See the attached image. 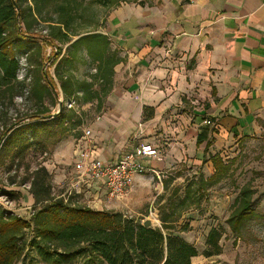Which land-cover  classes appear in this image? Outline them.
I'll use <instances>...</instances> for the list:
<instances>
[{
	"label": "trees",
	"instance_id": "1",
	"mask_svg": "<svg viewBox=\"0 0 264 264\" xmlns=\"http://www.w3.org/2000/svg\"><path fill=\"white\" fill-rule=\"evenodd\" d=\"M132 1L0 0V117L5 103H13L27 79L29 94L37 103L31 114L1 126L0 140L4 138V141L0 146V197L21 200L23 194L19 189L28 184L27 193L33 205L30 218L25 219L0 204V264H18L32 251L46 264H69L81 256L84 264H191L199 255L193 244L177 235L186 231L188 224L178 226L177 222L206 189L228 176L230 165L220 154L208 158L213 173L208 178L199 175L196 191L188 184L183 198L175 200L173 196L166 200L163 209L158 210L160 227L149 228L143 227V219L92 209L73 203L69 196L54 195L51 173L43 163L34 167L23 164L31 148L46 152L49 140L57 143L84 125L73 119V110H65L63 102L59 113L49 119L51 112L44 107V99H58L60 93L69 104L77 100L81 105H94L96 112L102 109L112 90L114 68L122 59L112 50L109 36L103 31L104 24L94 18L85 21L84 12L95 6L113 8L120 2ZM40 23L48 28L44 37L36 33ZM43 43L54 49L49 65L43 63ZM22 52L26 55L27 68L24 79L19 81L18 55ZM77 63H83L93 72H87L84 78L75 77L72 71ZM46 64L53 67V76ZM147 111L144 108V118L149 117ZM196 143L199 145L201 140ZM210 145L206 142L204 151ZM21 167L24 176L17 179ZM12 172L14 176H10ZM4 187L19 189L5 191ZM254 194L253 186L247 183L234 198L225 220L232 234H239L244 224L256 216ZM27 232L31 233L29 240H26ZM221 236L216 228L208 233L206 244L214 249L212 255L220 253Z\"/></svg>",
	"mask_w": 264,
	"mask_h": 264
},
{
	"label": "crops",
	"instance_id": "2",
	"mask_svg": "<svg viewBox=\"0 0 264 264\" xmlns=\"http://www.w3.org/2000/svg\"><path fill=\"white\" fill-rule=\"evenodd\" d=\"M103 31L122 61L114 68L112 90L102 109L84 125L90 136L54 148L52 167L72 168L55 174L73 175L82 148L91 157L115 163L144 142L162 158L142 159L154 171L145 174L159 177L185 162V153L193 154L186 162L200 166L206 142L215 154L264 131V0L124 4L110 12ZM144 108L149 117L144 118ZM77 183L85 186L94 204L87 206L103 210L104 187L87 176ZM25 204L33 205L29 194Z\"/></svg>",
	"mask_w": 264,
	"mask_h": 264
},
{
	"label": "rangeland",
	"instance_id": "3",
	"mask_svg": "<svg viewBox=\"0 0 264 264\" xmlns=\"http://www.w3.org/2000/svg\"><path fill=\"white\" fill-rule=\"evenodd\" d=\"M166 1L173 0H133L130 3L120 2L117 6L135 4L143 7H162ZM158 3H162V5L155 6ZM117 6L115 5L113 8H102L100 6H95L93 9H91L92 7L88 8L84 12V20L94 18V20H98L99 23L101 22V24L105 25L107 16ZM91 10H94V12ZM36 33L42 37L46 36L48 33L47 25L44 23L38 24ZM41 45L43 63L48 64L54 49L44 43ZM25 56L24 52L18 55L20 69L17 76L19 81L24 79L26 73ZM48 65L46 66L47 71L53 76V67H48ZM72 72L75 77L80 79L84 78L87 72H93V70L83 63H77ZM29 84L30 80L27 79L24 82V87L18 90L20 95L15 97L13 103L6 102L3 106V114L0 117V132L2 130L1 126L4 127L5 123H12L14 120L23 118L37 109V103L29 94ZM59 101L63 102L65 110H73V119H79L80 123L83 122L84 125L92 121L99 113L96 112L94 105H81L77 100L72 101L71 107H69V103L62 99L60 93L58 99L54 97L44 99V107L52 115L58 112ZM84 125H79L57 143L52 144V141L49 140L46 144V152L39 148L36 149V147L35 149L31 148L23 164L24 166L29 164L34 167L36 164L43 163L51 173L50 183L54 195L63 194L65 197L69 196L73 203L87 206L91 204V200L88 198L85 186H80L81 184L79 183L75 184L80 175L75 172L76 174L74 173L70 177H61L60 174H55L54 170L68 173L72 169L71 165H59L54 169L51 162V154L54 148L60 143L64 144L70 139L80 138L84 135V130L86 129ZM3 141L4 138L0 140V146ZM163 147L165 148L166 146L164 145ZM215 153L220 154L223 160L229 163V174L217 185L206 189L200 200L194 202L189 209L183 212L177 224L179 226L186 222L188 227L184 232H177V235L193 244L198 250L199 255L191 261V264H264V131L258 135L237 140L232 145L225 148L222 147L221 150H217ZM192 155L185 153L184 158L188 161ZM211 155L213 153L209 149L205 151L200 166L185 161L167 168L162 174H159V177L145 174L143 181L137 184L134 183L132 190L127 196L118 201L107 202L105 200L107 203L105 202V205L103 203L101 207L105 210L120 212L125 217L136 220L150 219L153 227H160L158 210L163 209L166 200L173 196H175V200L183 198L186 185L188 184L191 185L192 191H196L199 175L201 174L203 178H208L212 174L213 169L208 163V158ZM24 172L21 167L17 172L19 176L17 179L24 176ZM14 175V172L10 174V176ZM247 183L251 184L255 190L253 211L256 216L244 224L239 234H232L225 224V220L230 215L234 198L239 189ZM14 189L18 190L19 188H3L5 191ZM27 189L28 184L19 189L23 194L21 200L9 201L4 197H0V204L13 214L29 219L32 213V206L25 204L28 195ZM167 212H169V209ZM212 228L219 229L222 234L219 241L220 253L218 255H212L214 249L206 244L208 233ZM30 237L31 233L27 232L26 240H29ZM30 261L33 264H46L34 251L25 255L18 264H30ZM69 264H84V257H78Z\"/></svg>",
	"mask_w": 264,
	"mask_h": 264
},
{
	"label": "built area",
	"instance_id": "4",
	"mask_svg": "<svg viewBox=\"0 0 264 264\" xmlns=\"http://www.w3.org/2000/svg\"><path fill=\"white\" fill-rule=\"evenodd\" d=\"M71 107V104H69ZM209 125L210 120L204 121ZM89 129L84 130V136L89 137ZM162 161L158 151L148 143H138L132 149L124 152L115 163L104 162L91 157V152L82 148L76 155L74 170L80 176L100 183L105 189V200L118 201L127 196L134 185V178L146 172H153L142 164V159Z\"/></svg>",
	"mask_w": 264,
	"mask_h": 264
},
{
	"label": "water",
	"instance_id": "5",
	"mask_svg": "<svg viewBox=\"0 0 264 264\" xmlns=\"http://www.w3.org/2000/svg\"><path fill=\"white\" fill-rule=\"evenodd\" d=\"M58 107H59L58 112H56V113L50 115V116H49V119L54 118V117L59 113V111H60L61 108H62V102H61V101H59V103H58ZM142 225H143L144 228H149V227L152 226V221H151L150 219H145V220L142 222Z\"/></svg>",
	"mask_w": 264,
	"mask_h": 264
}]
</instances>
